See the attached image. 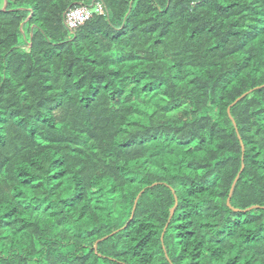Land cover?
<instances>
[{
  "label": "trees",
  "instance_id": "trees-1",
  "mask_svg": "<svg viewBox=\"0 0 264 264\" xmlns=\"http://www.w3.org/2000/svg\"><path fill=\"white\" fill-rule=\"evenodd\" d=\"M0 264H264V0H0Z\"/></svg>",
  "mask_w": 264,
  "mask_h": 264
},
{
  "label": "built area",
  "instance_id": "built-area-1",
  "mask_svg": "<svg viewBox=\"0 0 264 264\" xmlns=\"http://www.w3.org/2000/svg\"><path fill=\"white\" fill-rule=\"evenodd\" d=\"M93 10H95V12L103 13L104 6L100 2H96L94 5H92V7L81 5L70 9L66 13V24L68 28L71 31L77 30L93 16Z\"/></svg>",
  "mask_w": 264,
  "mask_h": 264
},
{
  "label": "water",
  "instance_id": "water-1",
  "mask_svg": "<svg viewBox=\"0 0 264 264\" xmlns=\"http://www.w3.org/2000/svg\"><path fill=\"white\" fill-rule=\"evenodd\" d=\"M6 1V0H5ZM252 91V90H251ZM250 91V92H251ZM249 93V92H248ZM248 93H245V94H243V96H241L240 98H238L230 107H229V112L231 111V107L235 104V103H237L242 97H244V96H246ZM244 148V147H243ZM244 151V150H243ZM244 167V166H243ZM237 181V180H236ZM235 185V184H234ZM234 187V186H233ZM233 191V190H232ZM138 200H139V196H138V198L136 199V202H135V205L137 204V202H138ZM228 202L230 203V198L228 199ZM135 208L136 207H134V211H135ZM173 213H174V210H172V215H173ZM133 214H134V212H133ZM133 217V216H132ZM131 217V218H132ZM164 235V234H163Z\"/></svg>",
  "mask_w": 264,
  "mask_h": 264
},
{
  "label": "rangeland",
  "instance_id": "rangeland-1",
  "mask_svg": "<svg viewBox=\"0 0 264 264\" xmlns=\"http://www.w3.org/2000/svg\"><path fill=\"white\" fill-rule=\"evenodd\" d=\"M72 32H74V31H72Z\"/></svg>",
  "mask_w": 264,
  "mask_h": 264
}]
</instances>
